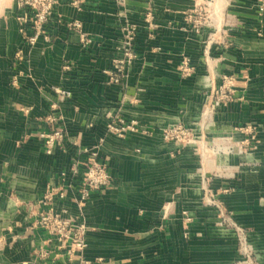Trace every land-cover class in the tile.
I'll return each instance as SVG.
<instances>
[{
    "label": "crops",
    "instance_id": "0c3cea01",
    "mask_svg": "<svg viewBox=\"0 0 264 264\" xmlns=\"http://www.w3.org/2000/svg\"><path fill=\"white\" fill-rule=\"evenodd\" d=\"M1 1L0 264H264L261 0H214L200 32L187 15L208 10V0H56L34 44L32 24L20 30L17 0ZM74 20L80 30L69 26ZM130 24L137 57L113 82ZM183 56L196 68L190 77L180 73ZM224 75L233 79L228 97L205 116ZM113 114L150 134L108 133ZM175 123L221 145L245 138L239 128L249 124L257 137L243 155L201 157L164 140L162 128ZM58 129L63 137L49 154L45 135ZM92 153L112 181L79 206ZM48 209L86 222L82 251L71 256L38 224Z\"/></svg>",
    "mask_w": 264,
    "mask_h": 264
},
{
    "label": "built area",
    "instance_id": "2783aa9c",
    "mask_svg": "<svg viewBox=\"0 0 264 264\" xmlns=\"http://www.w3.org/2000/svg\"><path fill=\"white\" fill-rule=\"evenodd\" d=\"M120 4L124 0H117ZM18 7L21 14L18 20L21 24V32L26 33L27 24H32L36 30L34 36L28 37V42L34 44L37 36L44 31V25L48 22L56 0H17ZM208 10L203 5L197 7L187 15V18L193 24V29L200 32L205 26L211 24L212 19L209 15L211 10L215 9L214 0H208L206 4ZM260 12L264 11V0L259 4ZM215 10L214 12H216ZM213 13V12H212ZM148 14L147 17H149ZM69 26L79 29L81 28L80 22L74 20L69 23ZM137 26L130 24L125 27L121 51L122 58L116 59L114 62L113 70L111 71V79L113 82H119L121 78L118 72H122L129 68L133 60L137 57L134 46L135 34ZM81 42L83 45L89 43L88 36L81 32ZM208 53V50L206 51ZM68 68V67H66ZM196 72L195 66L192 64L188 56H183L180 64V73L182 77H190ZM223 85L217 91L219 94L216 99L212 101L208 108L205 110V116L211 113L212 110L218 109L223 103L224 99L228 97L225 90H229L232 86L233 79L229 75L223 76ZM54 92L61 98H69L72 92L69 89L56 87ZM106 130L108 133L124 137L126 134L136 131H141L150 134V131L142 128L140 123L135 120H127L125 117L113 114L107 119ZM240 132L246 134V137L240 140L232 139V143L225 145L217 144L213 139H208L204 133H197L193 128H190L183 123H175L162 128V136L165 141L174 143L179 149L187 146L194 147V150L200 154L201 157H215L228 158L231 155H243L253 148L252 143L256 141L257 128L255 125L249 124L239 128ZM64 130L58 129L53 133L45 135V147L47 153H51L55 148L56 142L63 137ZM86 168L83 173L82 184L80 187V197L78 199L79 206H83L91 196V193L96 190H101L107 187L112 177L108 172L107 164L99 158L97 153H92L85 164ZM52 194L46 196L43 200L44 204L50 203ZM186 214V213H185ZM190 218L187 217V220ZM38 224L47 229L50 233L56 235L62 246H69V253L71 256L77 252L82 251L86 246V234L88 226L85 221L77 222L73 218L65 217L59 213L54 212L52 209L42 211L38 220ZM239 238L241 241L242 249L246 253L251 249L248 242L247 233L238 227Z\"/></svg>",
    "mask_w": 264,
    "mask_h": 264
},
{
    "label": "rangeland",
    "instance_id": "374dc122",
    "mask_svg": "<svg viewBox=\"0 0 264 264\" xmlns=\"http://www.w3.org/2000/svg\"><path fill=\"white\" fill-rule=\"evenodd\" d=\"M4 2H6V0H4ZM0 5L2 6L3 5V1L0 0Z\"/></svg>",
    "mask_w": 264,
    "mask_h": 264
}]
</instances>
